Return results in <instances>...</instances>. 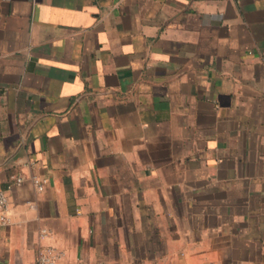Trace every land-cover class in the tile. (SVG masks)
Segmentation results:
<instances>
[{
    "label": "crops",
    "instance_id": "0c3cea01",
    "mask_svg": "<svg viewBox=\"0 0 264 264\" xmlns=\"http://www.w3.org/2000/svg\"><path fill=\"white\" fill-rule=\"evenodd\" d=\"M0 189V264H264V0H0Z\"/></svg>",
    "mask_w": 264,
    "mask_h": 264
},
{
    "label": "built area",
    "instance_id": "2783aa9c",
    "mask_svg": "<svg viewBox=\"0 0 264 264\" xmlns=\"http://www.w3.org/2000/svg\"><path fill=\"white\" fill-rule=\"evenodd\" d=\"M22 178L18 177L16 179V183L20 184L22 182ZM39 189L43 188L42 183L36 181ZM8 197L5 191L0 189V228L7 226L9 224V216H8ZM39 264H54L55 263V252L52 248H47L40 252L38 257Z\"/></svg>",
    "mask_w": 264,
    "mask_h": 264
}]
</instances>
